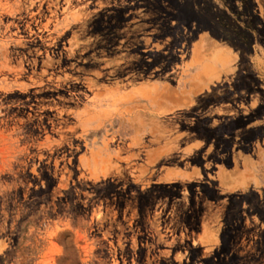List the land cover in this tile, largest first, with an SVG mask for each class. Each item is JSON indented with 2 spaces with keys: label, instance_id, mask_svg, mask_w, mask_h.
I'll return each mask as SVG.
<instances>
[{
  "label": "rangeland",
  "instance_id": "374dc122",
  "mask_svg": "<svg viewBox=\"0 0 264 264\" xmlns=\"http://www.w3.org/2000/svg\"><path fill=\"white\" fill-rule=\"evenodd\" d=\"M0 264H264V0H0Z\"/></svg>",
  "mask_w": 264,
  "mask_h": 264
}]
</instances>
